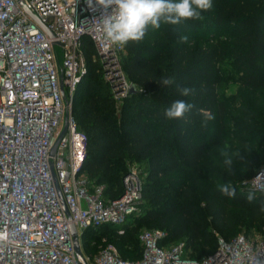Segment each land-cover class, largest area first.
I'll return each instance as SVG.
<instances>
[{"label":"trees","instance_id":"trees-1","mask_svg":"<svg viewBox=\"0 0 264 264\" xmlns=\"http://www.w3.org/2000/svg\"><path fill=\"white\" fill-rule=\"evenodd\" d=\"M213 7L201 19L178 25L161 24L149 30L142 41L125 46L122 70L135 91L121 99L113 97L103 78L101 64L90 40L83 39L87 71L74 93L73 114L87 136L82 171L93 185L102 186L104 199L121 194L122 177L128 162L138 161L142 170V200L139 211L119 226L107 223L90 231L95 251L101 237L114 243L123 258L140 255L138 226L142 223L168 229L166 242L183 238L190 254L197 246L205 255L214 250L218 236L229 238L242 228L264 226L257 192L255 204H248L250 189L236 181L249 178L258 166L242 161L238 150L257 146L264 154L261 134H238V148L230 150L228 131L232 115V96L225 87L232 79L244 87L264 89V0H212ZM187 36L188 42H181ZM83 78L85 84L80 88ZM170 78L171 85L161 80ZM189 88L188 96L180 88ZM192 105L181 118L168 119L165 110L175 101ZM211 115L212 119L208 116ZM225 145L233 164H223L207 176L210 187L201 198V215L192 187L203 172V157ZM262 160L258 155L256 164ZM229 183L234 198L221 195L218 185ZM246 233V232H245ZM204 256V255H203Z\"/></svg>","mask_w":264,"mask_h":264},{"label":"built area","instance_id":"built-area-1","mask_svg":"<svg viewBox=\"0 0 264 264\" xmlns=\"http://www.w3.org/2000/svg\"><path fill=\"white\" fill-rule=\"evenodd\" d=\"M101 18L102 10L94 11L87 0H0V264H79L71 224L87 264H264V226L255 236H218L216 248L202 257L191 255L183 242H166L162 228L138 232L135 259L123 258L105 236L92 254L83 252L86 230L110 223L122 233L142 200L135 168L123 175L121 194L108 199L82 171L87 136L73 114V99L87 71L85 37L115 94L124 96L131 87L120 63L126 45L103 37ZM262 172L264 164L241 186L254 190Z\"/></svg>","mask_w":264,"mask_h":264},{"label":"clouds","instance_id":"clouds-1","mask_svg":"<svg viewBox=\"0 0 264 264\" xmlns=\"http://www.w3.org/2000/svg\"><path fill=\"white\" fill-rule=\"evenodd\" d=\"M88 6L94 11L97 6L102 10L101 31L103 37L115 45H126L129 41L139 42L146 36L149 27L158 30L161 24L178 25L186 20L201 19V13L213 7L212 0H87ZM111 10V12H109ZM181 42L187 43L188 37L182 36ZM163 85L173 84L170 78L161 80ZM190 89L180 88L182 96H188ZM192 108L191 104L183 100L173 102L166 110L168 119L181 118ZM212 119L211 115L208 116ZM223 164L231 168L233 159L228 153H224ZM254 190H249L246 195L248 204H255L257 190L264 193V172L260 173ZM221 195L236 196V189L229 183L217 186ZM264 212V200H261L260 209Z\"/></svg>","mask_w":264,"mask_h":264},{"label":"rangeland","instance_id":"rangeland-1","mask_svg":"<svg viewBox=\"0 0 264 264\" xmlns=\"http://www.w3.org/2000/svg\"><path fill=\"white\" fill-rule=\"evenodd\" d=\"M124 55H125V51L121 54V60H120L121 66ZM102 76L109 83L108 88L110 89L115 99L119 100L125 96V95L122 96L115 94L111 83L104 77L103 72H102ZM125 78L126 81L129 82L126 75ZM85 81H86L85 78H83L80 88H82V86L85 84ZM225 93L226 95L232 96V103H231L232 115L230 117L231 122L228 129V131L231 132L230 134L231 138L228 141L227 140L225 141V142H230L231 144L230 150L238 148L237 147L239 142L238 134H242V133L250 134L252 132H259L261 134L260 142L264 143V89H253L249 87H244L238 83L236 78H234L232 79L231 83L225 87ZM76 95L77 97H79L80 92L76 93ZM227 151L228 149L226 148V146L222 145L214 149L209 155L203 157L202 159L203 172L197 175V182L192 187V192L198 207L197 208L198 215H201V208H202L201 198L210 187V181L207 176H210L219 170V166H220V162L222 161L223 154ZM238 153L242 158V161L248 162L252 160L251 162H253V164L258 167L264 164L263 151L259 150L257 146L246 145L242 147L240 150H238ZM258 155L262 157V160L256 164L255 158ZM127 164L129 165V168H135L137 170H142L143 168V166L139 165L138 161L128 162ZM242 181L243 180L236 181L235 184L241 186ZM112 225L115 226L116 224H112ZM155 226H159L156 220L151 225H149V223H142L141 225L138 226L137 231L139 232L142 229L152 228ZM161 227L166 232H168V229L165 226H161ZM260 230L261 229H258V227L255 226V227L242 228L239 232H246L251 236H255L256 234L261 232ZM90 233L91 232L88 229L81 236L82 249L83 252L87 255L92 254L93 252L91 251L90 248ZM179 242L184 243V239L183 238L174 239L170 243L175 244ZM191 250L199 256L205 255L202 252H198L197 246H195V248H191Z\"/></svg>","mask_w":264,"mask_h":264},{"label":"water","instance_id":"water-1","mask_svg":"<svg viewBox=\"0 0 264 264\" xmlns=\"http://www.w3.org/2000/svg\"><path fill=\"white\" fill-rule=\"evenodd\" d=\"M20 3H22L20 1ZM27 10V9H26ZM27 12L33 17V19H35L39 24L40 26L46 31V33L49 35V36H52V32L40 21V19L32 14L29 10H27ZM60 86H61V92L62 94H64V90H63V85L62 83H60ZM135 91V86L132 85L130 87V92H134ZM65 129H66V125L64 126V128L62 129V131L60 132L59 136L56 138V140L54 141L53 145H52V148H51V155H53L55 153V150L57 148V145L59 143V140L61 138V136L63 135V133L65 132ZM54 181H55V185H56V189H57V193H58V196L66 210V205H65V202L63 200V197H62V194H61V191L56 183V179L54 178ZM71 227V232L73 234V237H74V251H75V255H76V258H77V261L79 264H87L82 252H81V249H80V245H79V242L77 240V236H76V227L75 225L71 224L70 225Z\"/></svg>","mask_w":264,"mask_h":264}]
</instances>
